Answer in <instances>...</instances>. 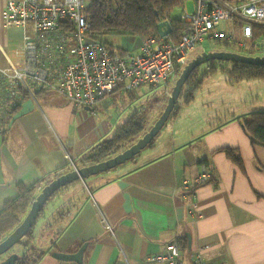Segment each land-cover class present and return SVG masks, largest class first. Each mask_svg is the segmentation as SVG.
Returning a JSON list of instances; mask_svg holds the SVG:
<instances>
[{
  "label": "crops",
  "instance_id": "crops-1",
  "mask_svg": "<svg viewBox=\"0 0 264 264\" xmlns=\"http://www.w3.org/2000/svg\"><path fill=\"white\" fill-rule=\"evenodd\" d=\"M6 1L0 0L1 68L16 62L23 36L21 29L4 25ZM107 96L92 107H78L46 91L21 103L0 134V211L18 197L20 187L39 183L42 188L72 171L70 159L76 168L83 166L81 160L110 131L105 119L95 121L113 106ZM242 113L207 128L195 116L205 131L181 135L180 102L165 139L154 140L151 151L125 162L122 171L68 185L61 193L71 198L55 197L59 202L46 210L48 218L39 220L34 237L41 242L46 236L48 249L52 232L60 231L54 244L67 254L86 243L83 264H163L148 259L170 242L179 247L182 264H195L197 254L209 264H264V146L251 144L238 120ZM223 149H231L241 164ZM203 169L210 172L209 183L185 184ZM68 203L73 204L64 221L46 230L47 220ZM47 252L37 264H76Z\"/></svg>",
  "mask_w": 264,
  "mask_h": 264
},
{
  "label": "built area",
  "instance_id": "built-area-1",
  "mask_svg": "<svg viewBox=\"0 0 264 264\" xmlns=\"http://www.w3.org/2000/svg\"><path fill=\"white\" fill-rule=\"evenodd\" d=\"M89 1H6L4 25L21 29L23 36L16 62L0 67V118L15 103L19 86L30 98L35 91H52L78 107H92L112 92L167 82L188 63L196 45L205 41L237 44L251 56L264 54V0H192L191 12L185 3L182 6L179 19L186 30L178 37H170L171 27L168 35L141 39L126 50L111 49L94 37L86 13ZM224 22L238 36L224 32L219 27ZM69 167L75 169L71 159ZM210 179L209 170L203 169L185 184L196 188ZM148 260L182 264L173 242ZM194 263L209 264L199 254Z\"/></svg>",
  "mask_w": 264,
  "mask_h": 264
},
{
  "label": "trees",
  "instance_id": "trees-1",
  "mask_svg": "<svg viewBox=\"0 0 264 264\" xmlns=\"http://www.w3.org/2000/svg\"><path fill=\"white\" fill-rule=\"evenodd\" d=\"M183 1L184 0H90L86 6V13L89 17L94 37L100 41H102L103 36H129L133 38V41L139 38L144 39L156 36L158 35L157 25L162 21H170L173 31L170 34V37H178L180 33L186 30V26L181 23L180 19L171 18V15L177 7L182 6ZM215 43L229 44L221 41H215ZM106 46L109 47L108 44H106ZM241 54L247 55L245 52H241ZM193 58L194 57H190L189 62ZM224 63L225 61L212 60L194 69L182 88V91L187 90L188 92L185 95L186 98L183 99L184 102L191 103L194 94L199 89L203 79L216 73ZM201 67H204L205 70L202 71L204 73H202L200 78L195 80L197 72L200 75ZM180 73L181 70L178 69L174 72L177 78ZM227 74L231 82L264 79V66L231 62V67ZM16 92L17 93L14 97V99H16L15 103L5 109L6 115H4L3 118H0V134L2 135L6 133L7 128L10 125L14 114L21 106V103L30 98V94L23 87L19 86ZM42 92L45 91H35L33 95L36 98ZM177 110L178 104H176L173 111L176 112ZM238 120L249 136L251 144L264 146V111L251 113L248 116L246 115L238 118ZM143 129V119L139 116V111L134 112L115 130L110 138L99 143L85 159L81 160V164L83 166L94 164L120 153L132 145V143H130L127 147H124ZM154 140L155 138L147 145V147L152 146ZM222 151L225 152L235 164H241L240 158L236 156L231 149H223ZM75 182L79 181H73L60 188L54 192L44 204L30 231L20 240L19 243L16 244L22 248V253L18 255L15 264H37L41 258L45 256V249L36 245H29V241L34 238L35 226L38 224L39 220H46L48 218L46 210L49 207L57 205L56 203L53 205L49 204L51 200L57 196L58 192ZM40 190L41 185H39V183L28 188L20 187L18 197L14 201L7 203L0 211V242L22 222L30 209L31 203L39 194ZM72 204L73 203H68L60 206L50 217V220H47L45 223V229L50 230L52 227L61 224L65 219L66 213L72 208ZM59 234L60 231L52 232L53 237L51 238L50 247L47 249L49 255L62 253L57 250L56 245L54 244L56 236ZM10 253H12L11 250L0 256L1 261L7 258Z\"/></svg>",
  "mask_w": 264,
  "mask_h": 264
},
{
  "label": "rangeland",
  "instance_id": "rangeland-1",
  "mask_svg": "<svg viewBox=\"0 0 264 264\" xmlns=\"http://www.w3.org/2000/svg\"><path fill=\"white\" fill-rule=\"evenodd\" d=\"M184 3L186 4L187 10L191 12L193 8V1L184 0L183 4ZM182 6L177 7L172 12L171 18H180L183 10ZM219 27L224 32L233 33L235 36H238L236 30H233L227 22L221 23ZM140 40L141 39L139 38L133 41V38L129 36L102 37V41L108 44V46L111 45L114 49H122L123 46H127L125 49H131L133 46H136ZM213 51H227L241 54L243 49H241L237 44L233 43L225 45L223 43H215V41H205L201 45H196L195 49L191 52V57H196L203 52ZM261 55L264 56V54ZM230 67L231 62L225 61V63L217 70L216 73L204 78L199 89L195 92L193 101L191 103H185L183 100L186 98L185 95L188 93L187 90L181 91L178 97L179 100L177 101V104H180L181 102V135H191L205 131L200 129V127L192 120L198 115L201 116L199 123L203 128H207V123L212 125L217 124L218 121L222 119V117L228 116L230 114H239L244 112L242 114L244 116H248L254 112L264 111V79H251L231 82L227 74L230 70ZM182 70L183 68L181 71ZM203 70H205L204 67H201L200 75L197 72L195 80L201 77L202 73H204L202 72ZM176 80L177 76L172 74L165 83L158 84L156 86L143 85L142 87L130 93L123 91L112 93L111 95L107 96V99H112L111 102L113 103V106L110 107L109 111H100L95 116V121L98 123L105 119L109 125L110 131L106 133L102 139H100L99 143L110 138L114 134L115 130L120 127L134 112L139 111V116L143 119L144 129L137 136L131 139V141L124 147H127L130 143H136L137 140H139L146 132L150 130V128L162 114L167 104L168 97L171 93V88L174 86L173 84L176 82ZM116 111L119 112V114L116 115ZM174 116L175 111L172 112L171 118L166 121L164 126L158 132L155 137V141H161L165 139L167 136V129L171 125ZM198 136L199 135H196L195 137ZM148 151H151L150 146L143 149L140 155L142 156ZM155 152L156 151H153V153ZM126 167V165L122 164L108 172L99 173V175L109 172L114 173L116 171H122ZM67 187L63 188L57 194V197L59 196L61 201L69 200L72 196L71 194L67 195L66 193H61L66 192L68 189ZM57 202H59V200L53 198L49 205H53ZM36 233L40 234L37 231ZM43 235L44 234H40V236ZM47 243L46 236H44L41 242L38 241L37 236L29 241L30 246L36 245L45 249V251L47 250ZM11 252L19 255L22 253V248L19 245H15L11 248Z\"/></svg>",
  "mask_w": 264,
  "mask_h": 264
},
{
  "label": "water",
  "instance_id": "water-1",
  "mask_svg": "<svg viewBox=\"0 0 264 264\" xmlns=\"http://www.w3.org/2000/svg\"><path fill=\"white\" fill-rule=\"evenodd\" d=\"M157 31L158 34L161 36L168 35L169 33H171L170 23H168L167 21L160 22L157 25ZM212 60L242 63L246 65L264 66V56L260 55L251 56L227 51H213L203 52L194 57L189 63L184 66L171 90L167 104L162 114L154 123V125L150 128V130L146 132L139 140H137L136 143L130 145L128 148L124 149L120 153L94 164L84 165L80 168L75 167V169H73L72 171H69L56 177L44 187H42L39 194L31 203L30 209L22 220V222L4 240L0 242V256L4 255L6 252L11 250V248L17 243H19L20 240L30 231L39 213L41 212L42 207L54 192L73 181H82L83 179H86L90 176L110 171L111 169L116 168L127 161H130L132 158L137 156L143 149H145L147 145L156 137L158 132L169 119L174 107L177 104L178 97L182 91V88L186 80L193 72V70L200 67L203 63ZM85 246L86 243H84L81 248L73 254L59 253L50 254V256L60 261L83 264V250ZM17 259V254L10 253L7 258L0 261V264H15Z\"/></svg>",
  "mask_w": 264,
  "mask_h": 264
}]
</instances>
